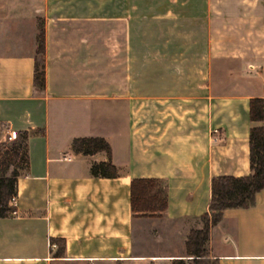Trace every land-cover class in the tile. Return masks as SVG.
I'll use <instances>...</instances> for the list:
<instances>
[{
  "label": "crops",
  "instance_id": "obj_1",
  "mask_svg": "<svg viewBox=\"0 0 264 264\" xmlns=\"http://www.w3.org/2000/svg\"><path fill=\"white\" fill-rule=\"evenodd\" d=\"M251 99H264V0H0V146L29 134L17 215L0 219V264L186 259L211 179L250 173ZM77 138L106 140L117 177H92L107 156L75 154ZM134 179L161 182L163 214L133 217ZM207 249L218 264H264V190L223 213Z\"/></svg>",
  "mask_w": 264,
  "mask_h": 264
},
{
  "label": "trees",
  "instance_id": "obj_2",
  "mask_svg": "<svg viewBox=\"0 0 264 264\" xmlns=\"http://www.w3.org/2000/svg\"><path fill=\"white\" fill-rule=\"evenodd\" d=\"M36 54L34 59L33 88L42 93L46 86L45 31L43 20L37 21ZM249 118V170L243 177L218 176L211 179L210 200L207 212L201 216L202 227L189 232L186 242V257L170 264H218L208 255L210 231L222 220L223 213L230 209H248L254 206L256 195L264 190V99H251ZM28 138L26 132L18 133L13 142L0 146V219L10 217L15 210L20 177L29 170ZM70 149L75 154L92 156L105 153L107 162L91 165L94 178H115L117 169L111 162V148L102 138H77ZM130 208L133 217H156L166 211L167 196L157 179H134L130 183ZM55 242V241H54ZM57 241V255L64 252V242Z\"/></svg>",
  "mask_w": 264,
  "mask_h": 264
},
{
  "label": "rangeland",
  "instance_id": "obj_3",
  "mask_svg": "<svg viewBox=\"0 0 264 264\" xmlns=\"http://www.w3.org/2000/svg\"><path fill=\"white\" fill-rule=\"evenodd\" d=\"M201 226L202 227V223L201 222H199L198 223V226ZM191 226H195V225H193V224H191ZM190 226V227H191ZM144 230H146V228H144L143 230H139L138 231V233H137V237H136V243H138V244H140L141 246H143L144 245V247L146 246V243L144 242V240H145V238H144V235H145V231ZM155 232V231H154ZM178 247H180V244L179 243H177V247L175 248H171V250H178ZM146 249V248H145ZM186 259L185 260H187L188 258L187 257H185ZM160 263V262H159ZM171 262H168V264H170Z\"/></svg>",
  "mask_w": 264,
  "mask_h": 264
},
{
  "label": "built area",
  "instance_id": "obj_4",
  "mask_svg": "<svg viewBox=\"0 0 264 264\" xmlns=\"http://www.w3.org/2000/svg\"><path fill=\"white\" fill-rule=\"evenodd\" d=\"M16 139V136L14 135V134H12V133H8L7 135H6V142H13L14 140ZM66 160H68L69 161V159H66ZM17 215V212H16V210H14V211H12L11 213H10V216H16ZM56 245L55 244H53V243H50V245H49V248H50V250H55L56 249Z\"/></svg>",
  "mask_w": 264,
  "mask_h": 264
}]
</instances>
